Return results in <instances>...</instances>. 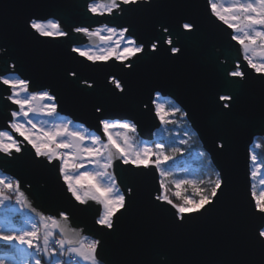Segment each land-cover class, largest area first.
Instances as JSON below:
<instances>
[{
  "label": "snow or ice",
  "instance_id": "1",
  "mask_svg": "<svg viewBox=\"0 0 264 264\" xmlns=\"http://www.w3.org/2000/svg\"><path fill=\"white\" fill-rule=\"evenodd\" d=\"M152 3L153 0H85L82 7L84 13L92 17L117 18L136 11L141 5L151 8ZM206 3L211 17L231 30L227 33L229 47L236 48L237 59L228 63L225 58L226 66L221 68L217 65L215 71V91L209 109L217 120H223L232 115L238 102L237 90L243 87V82L253 76L264 82V0H233L232 3L206 0ZM98 23L99 26L92 29L83 21H74L71 16L30 17L25 21L24 31L33 38L70 37L73 33L99 38L105 45L99 51L72 46L70 52L92 64H107L114 60L128 72L135 70V60L148 53L158 54L162 48L165 53H170L169 60L183 56L185 49L176 40L191 41L198 31L194 22L184 19L176 20L174 27L161 24L163 34L153 25L156 34L153 42L146 45L130 26H112L108 21ZM65 25L69 31L64 30ZM216 59L219 60V57ZM9 70L17 74H0V86H4L0 100L4 102L8 116L7 127L0 126V157L19 159L25 148L30 147L33 162L52 166L76 205L90 207L94 203L98 208L94 231L88 234L86 229L72 223L68 211L50 214L35 208L19 177L6 170L0 171V214L4 216L0 225V250L4 253L0 256V264H106L102 256L103 240L97 238L96 233L110 235L116 231L117 221L129 211L135 199V183L141 170L152 168L158 174V188L151 206L169 213L172 225L177 229L183 228L197 215L203 216L216 208L226 195L229 186L226 174L215 167L212 156L204 150L199 155L203 158L202 174H207V179L176 176L167 167L170 161L175 163L178 159H186L185 152L191 156L190 139L199 137L191 123V113L175 100L165 102L162 94L155 92L144 103L154 117V128L171 132L172 128L186 124L190 129L187 133L190 139L179 137L174 138L171 144L161 140L138 146V125L130 119L106 118L104 105L99 102L93 105L97 134L88 137L80 131L71 130V121L48 129L40 127L32 117L41 114L56 116L60 110L57 94L50 86L40 83H35V90H32L34 81L19 73L15 61L6 65L5 73ZM63 80L66 84L79 81L84 88H77L76 91L86 96L91 97L96 91L95 82L81 77L75 68L65 70ZM105 80L104 90L112 98L119 100L128 95V86L117 76L109 75ZM261 116L264 119V108ZM12 133L23 139L18 140ZM214 147L218 149L217 155H224L228 150L227 135H217ZM260 147V144L255 145V148ZM248 160L257 169L250 172L249 179L264 172V161L255 151L248 153ZM118 165H123L130 174L126 191L122 190V181L115 173ZM132 169L137 172H132ZM261 183L264 184V179ZM162 205L167 207L161 208ZM247 212L260 252L259 264H264V191L260 195L250 192ZM25 214L26 219H18ZM20 222L26 226L17 228ZM20 250H27L26 259H17ZM149 264L161 262L150 261ZM163 264H167V257Z\"/></svg>",
  "mask_w": 264,
  "mask_h": 264
},
{
  "label": "water",
  "instance_id": "2",
  "mask_svg": "<svg viewBox=\"0 0 264 264\" xmlns=\"http://www.w3.org/2000/svg\"><path fill=\"white\" fill-rule=\"evenodd\" d=\"M84 4L85 0H0V74L16 75L11 70L5 73L6 65L15 61L19 73L34 81L32 90L35 83H40L50 86L57 94L59 115L97 134L93 105L103 103L106 118L134 121L139 138L145 143L153 141L157 128L153 127L154 117L144 102L149 100L150 94L160 92L162 99L175 100L191 113V123L199 133L197 139L202 150L212 156L218 170L224 171L229 185L216 208L203 216L197 215L177 229L169 213L151 206L158 188V174L152 168L139 171L135 199L129 211L117 221L116 231L110 235L96 233L97 238L103 240L102 256L106 264H149L150 261L163 264L165 257L167 264H259L260 252L247 212L252 192L248 153L256 138L264 140L261 116L264 82L254 76L243 82V87L237 90L238 102L232 115L223 120H217L209 109L215 91L216 66L225 67V58L228 63L237 59L236 48L229 47L227 33L231 30L211 17L206 0H153L151 8L141 5L136 11L117 18L86 15ZM68 16L92 29L101 21H108L112 26H130L146 45L153 42L156 34L153 25L160 30L161 24L174 27L176 20L184 19L194 22L198 31L191 41L176 40L185 49L183 56L169 60L170 53L162 48L158 54L148 53L139 60L133 58L135 70L128 72L114 60L92 64L70 52L72 46H94L98 42L95 37L85 39L73 33L70 37L33 38L24 31L25 21L30 17ZM64 30L70 29L65 25ZM160 33L163 34L162 30ZM71 68L95 82L93 96L76 91L84 88L79 81L64 82L63 73ZM109 75L117 76L128 86L126 97L117 100L105 92V77ZM3 87L0 86V92ZM7 119L4 102L0 100V126L6 128ZM219 134H226L228 139V150L222 156L217 155L218 149L214 147ZM12 135L23 139L16 133ZM30 153V147H26L19 159L0 157V171L19 177L35 208L50 214L68 211L75 226L92 234L98 206L94 203L90 207L76 205L56 170L44 162H33ZM132 172L137 170L132 169ZM115 173L122 181V190L126 191L129 172L118 165Z\"/></svg>",
  "mask_w": 264,
  "mask_h": 264
},
{
  "label": "rangeland",
  "instance_id": "3",
  "mask_svg": "<svg viewBox=\"0 0 264 264\" xmlns=\"http://www.w3.org/2000/svg\"><path fill=\"white\" fill-rule=\"evenodd\" d=\"M217 2L218 3H232L233 0H217ZM105 35H106V33H105ZM85 39H88V37H85ZM97 39H98V42L94 46L82 44L79 47L83 48L85 50L99 51V49L104 47L105 45H103L101 43L99 38H97ZM113 39H115V37ZM163 100L165 102H167L169 99H163ZM32 119L40 127L44 128V129L51 128L55 124L69 123V121H71L70 119H68L66 117H63V116H61L59 114H57L54 117H48L46 115L41 114V115L33 116ZM69 128L71 130H74V131H80V132L84 133L88 137L96 135L95 133L90 132L87 129H85V127H83L82 125L76 124L73 121H71V123H69ZM184 128H185L184 125H182V127L173 128L174 130L172 132L157 128L155 130V132H154V138H153V141L151 143H145V142H141L140 143L139 142L138 146H144L145 144H152L153 142H159L161 140H164V142L166 141L167 144L168 143L171 144L174 138H179V137H183L185 139H190L189 136L187 135V133L189 131H187V129H184ZM180 130H182L181 133L179 132ZM190 142L192 143L193 140L190 139ZM255 145L256 144L254 143L253 146H255ZM252 147H251L250 151H253ZM199 153H200L199 151L193 152L192 159L196 160V161L201 160L202 157H200ZM177 161L175 163L170 161V162H168V165H167V167H169V169L173 172L174 175L181 176V177L188 176V177H191V178H195L194 172L186 171L182 167H176L175 165H179V163ZM181 163H183V162H181ZM89 170H92L91 166H89ZM251 170L252 171H256L257 169H256L255 166L251 165ZM262 178L264 179L263 172L259 173L256 177L252 178L253 179L252 180V184L255 187L254 188V192H255L256 195H260L261 190H263V188H264V184L261 183V179ZM13 200H14V198H13ZM17 207H19V206H17ZM26 218H27V215L25 214L24 217H20L18 219L22 221L23 219H26ZM3 222H4V216L1 214L0 215V225H2ZM25 226L26 225H24L22 222L17 223V225H16L17 228L25 227ZM0 256H3V255H0ZM27 256H28L27 250H20L19 253H18L17 259L23 260V259H26Z\"/></svg>",
  "mask_w": 264,
  "mask_h": 264
},
{
  "label": "trees",
  "instance_id": "4",
  "mask_svg": "<svg viewBox=\"0 0 264 264\" xmlns=\"http://www.w3.org/2000/svg\"><path fill=\"white\" fill-rule=\"evenodd\" d=\"M184 125V129H187V131H190V129H188L186 124ZM174 129L172 128L171 132ZM180 133L182 132V130L179 131ZM138 142H143L139 137L137 138ZM166 143V141H165ZM255 144H260L261 147L260 148H255V146L252 147V150L255 151L258 155V157L260 158L261 161H264V140L262 138H256L254 141ZM167 144V143H166ZM170 144V143H168ZM190 146L193 149V152L195 151H201V145L198 141V139L193 140V142H190ZM181 147H184L183 145H181ZM192 152V155H193ZM192 155L188 156L187 152H185V156L186 159L183 160H178L177 162L179 163V165H175L176 167H182L183 169H185L186 171H191L194 172V176L195 178H204L207 179V174H202V168H203V158L199 161L193 160L192 159ZM183 162V163H181ZM264 175V172H263ZM3 250H0V255H3Z\"/></svg>",
  "mask_w": 264,
  "mask_h": 264
},
{
  "label": "built area",
  "instance_id": "5",
  "mask_svg": "<svg viewBox=\"0 0 264 264\" xmlns=\"http://www.w3.org/2000/svg\"><path fill=\"white\" fill-rule=\"evenodd\" d=\"M13 76H15V74H14ZM250 165H251V164H250ZM251 172H252V170H251ZM262 179H263V178H262ZM252 180H253V179L251 178V184H252ZM254 188H255V187H254V185L252 184V192H254ZM262 191H264V188H263V190H261V192H262ZM0 215H1V214H0Z\"/></svg>",
  "mask_w": 264,
  "mask_h": 264
}]
</instances>
